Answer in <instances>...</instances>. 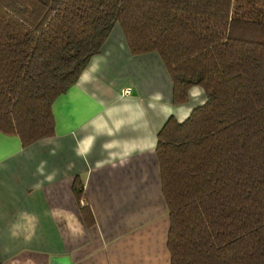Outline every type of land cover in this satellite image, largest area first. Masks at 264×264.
I'll return each instance as SVG.
<instances>
[{"label":"trees","instance_id":"16d2710c","mask_svg":"<svg viewBox=\"0 0 264 264\" xmlns=\"http://www.w3.org/2000/svg\"><path fill=\"white\" fill-rule=\"evenodd\" d=\"M116 26L159 54L174 105L207 95L158 136L171 264H264V0H0V133L54 136V102Z\"/></svg>","mask_w":264,"mask_h":264},{"label":"crops","instance_id":"0c3cea01","mask_svg":"<svg viewBox=\"0 0 264 264\" xmlns=\"http://www.w3.org/2000/svg\"><path fill=\"white\" fill-rule=\"evenodd\" d=\"M124 38L116 26L54 102V136L23 147L0 133V264H171L158 136L207 95L197 86L186 104L174 105L159 54L133 56Z\"/></svg>","mask_w":264,"mask_h":264},{"label":"built area","instance_id":"2783aa9c","mask_svg":"<svg viewBox=\"0 0 264 264\" xmlns=\"http://www.w3.org/2000/svg\"><path fill=\"white\" fill-rule=\"evenodd\" d=\"M132 91L133 90L131 88H127V89L124 90L123 95L124 96H131L132 95Z\"/></svg>","mask_w":264,"mask_h":264},{"label":"water","instance_id":"95a60500","mask_svg":"<svg viewBox=\"0 0 264 264\" xmlns=\"http://www.w3.org/2000/svg\"><path fill=\"white\" fill-rule=\"evenodd\" d=\"M61 261L64 262V264H70L71 263L69 258H65V259L63 258V259H61Z\"/></svg>","mask_w":264,"mask_h":264},{"label":"rangeland","instance_id":"374dc122","mask_svg":"<svg viewBox=\"0 0 264 264\" xmlns=\"http://www.w3.org/2000/svg\"><path fill=\"white\" fill-rule=\"evenodd\" d=\"M125 39V38H124ZM126 40V39H125Z\"/></svg>","mask_w":264,"mask_h":264}]
</instances>
